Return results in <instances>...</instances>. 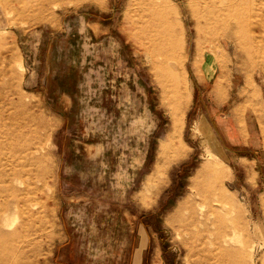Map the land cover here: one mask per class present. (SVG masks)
I'll return each mask as SVG.
<instances>
[{
  "label": "rangeland",
  "instance_id": "obj_1",
  "mask_svg": "<svg viewBox=\"0 0 264 264\" xmlns=\"http://www.w3.org/2000/svg\"><path fill=\"white\" fill-rule=\"evenodd\" d=\"M255 73L264 0H0V264H52L66 223L95 264H203L217 225L264 264V139L229 154L210 112L264 107Z\"/></svg>",
  "mask_w": 264,
  "mask_h": 264
},
{
  "label": "crops",
  "instance_id": "obj_2",
  "mask_svg": "<svg viewBox=\"0 0 264 264\" xmlns=\"http://www.w3.org/2000/svg\"><path fill=\"white\" fill-rule=\"evenodd\" d=\"M240 75V74H239ZM264 76V75H263ZM241 84L246 82L252 83L259 91L262 89L264 85V79L260 78V74H254L253 76H243L241 78ZM216 100L215 103L212 104L210 108V112L214 116H217L216 123L219 125V130L224 134V138L227 140V145L229 147H224V150L232 154L230 151V146H234L233 140L237 142L241 147H257V143H259V139H264V107L262 103L256 102L254 105L249 103L247 100L235 101L231 102L230 105H227V101H217L218 94L217 89L210 94ZM217 97V99H216ZM258 107L255 110L253 107ZM215 118V117H214ZM179 120V119H178ZM179 124L176 127L177 123ZM180 121H173V128H176L178 132L174 133L175 139L179 136L180 131ZM172 132V130H171ZM173 135L170 134L169 139L172 138ZM260 149L264 153V143L260 144ZM181 150V148H180ZM255 151V150H254ZM162 155L166 158L168 162L176 161L177 156L175 154V148L169 144V147L165 151L161 152ZM256 153V152H255ZM215 154V153H212ZM185 155V150L181 151L179 158ZM165 160V161H166ZM161 167L158 168L153 176V180L156 177V174H159L161 171ZM70 215V214H69ZM69 220V216L67 218ZM67 226L62 227L61 233L63 235L62 240H60L54 248L52 252V264H95V258L97 257L94 254L93 244L90 242V239L86 237V232L83 229H76L71 225L66 223ZM136 234V233H135ZM104 244H99V247H103ZM131 247L133 253H131V263L130 264H141L139 257L142 256V242L139 247L135 246V244L131 243ZM139 250V251H138ZM99 262L101 264L104 263L105 255L102 253L99 255ZM115 264H128L126 260L121 262L120 255L116 257Z\"/></svg>",
  "mask_w": 264,
  "mask_h": 264
},
{
  "label": "bare ground",
  "instance_id": "obj_3",
  "mask_svg": "<svg viewBox=\"0 0 264 264\" xmlns=\"http://www.w3.org/2000/svg\"><path fill=\"white\" fill-rule=\"evenodd\" d=\"M180 47L181 46L179 44L178 39L176 38V36L172 35V41L170 44L171 53L176 54L180 50ZM174 133H176V131H174ZM175 154L177 157H179V155L181 154V150L175 149ZM215 171H216V168H215L214 164H212V163L203 164L198 171V176L204 177L209 172L214 174L213 172H215ZM215 175H217V174L215 173ZM206 216H207V214H206ZM194 218H195V216L192 213V215L189 217V219L194 220ZM200 219H202V217ZM207 219H208V217H207ZM231 222L233 223V226H234L233 229L234 228H240L241 225L239 223V219L236 218V219L232 220ZM225 227H226L225 225H222V226L217 225L216 232H215V235L213 237L214 240L211 238L213 240V242L211 243V245H212L211 248L209 247L210 244L208 245V243L205 242V245H206L205 249L206 250H204V257L206 259H205V262L203 264H248V263H246V260H245V258H246L245 257L246 256L245 250L246 249L241 251L242 250L241 247H240V249H241L240 250L238 247L235 246L234 240H230L231 244L229 246H226L224 248L222 247L223 245L221 246V244H223V239H225L227 236H229V234L231 232V230H227V229H225ZM212 228H213V226L211 227V229ZM195 229H196V227H195ZM207 232L208 231H207L206 227H203L202 231L200 232V235H199V233H197V235H199V240H201V238L204 237V234ZM234 233H233V235H234ZM235 235H236V233H235ZM208 239L210 240V238H208ZM235 239H236V237H235ZM225 245H226V243H225ZM214 251H216V253ZM210 261H214V262L211 263Z\"/></svg>",
  "mask_w": 264,
  "mask_h": 264
}]
</instances>
